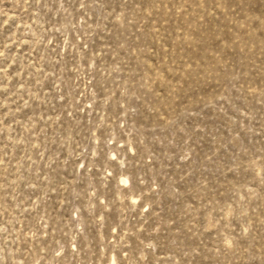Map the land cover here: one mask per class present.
Instances as JSON below:
<instances>
[{"label":"rangeland","instance_id":"obj_1","mask_svg":"<svg viewBox=\"0 0 264 264\" xmlns=\"http://www.w3.org/2000/svg\"><path fill=\"white\" fill-rule=\"evenodd\" d=\"M0 264H264V0H0Z\"/></svg>","mask_w":264,"mask_h":264}]
</instances>
